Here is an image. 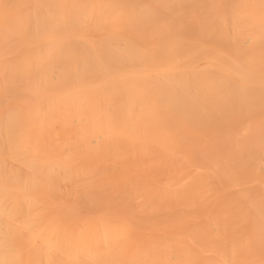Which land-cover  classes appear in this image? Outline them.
Wrapping results in <instances>:
<instances>
[{
	"label": "bare ground",
	"instance_id": "1",
	"mask_svg": "<svg viewBox=\"0 0 264 264\" xmlns=\"http://www.w3.org/2000/svg\"><path fill=\"white\" fill-rule=\"evenodd\" d=\"M0 264H264V0H0Z\"/></svg>",
	"mask_w": 264,
	"mask_h": 264
}]
</instances>
